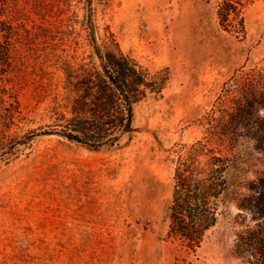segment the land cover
Returning a JSON list of instances; mask_svg holds the SVG:
<instances>
[{
	"label": "rangeland",
	"instance_id": "rangeland-1",
	"mask_svg": "<svg viewBox=\"0 0 264 264\" xmlns=\"http://www.w3.org/2000/svg\"><path fill=\"white\" fill-rule=\"evenodd\" d=\"M219 1L0 0V264H256L240 238L256 221L232 206L264 171L251 152L199 247L168 234L172 149L212 140L235 79L264 64V0H243V30L219 24ZM89 17L98 44L112 35L168 74L134 103V131L99 150L44 133L70 105L64 70L99 66Z\"/></svg>",
	"mask_w": 264,
	"mask_h": 264
},
{
	"label": "trees",
	"instance_id": "trees-1",
	"mask_svg": "<svg viewBox=\"0 0 264 264\" xmlns=\"http://www.w3.org/2000/svg\"><path fill=\"white\" fill-rule=\"evenodd\" d=\"M86 1L90 6L91 0ZM244 6L243 0H220L216 6L219 24L238 18L230 28L243 30ZM87 22L88 39L99 66L64 70V88L72 94L70 105L66 110L53 108L52 128L44 133L99 150L134 131V103L147 93H160L168 74L166 70L150 74L119 48L111 33L98 44L90 17ZM235 88L228 109L215 120L212 140L202 137L172 149L168 234L181 238L192 250L216 223L247 153L264 159V64L235 79ZM224 140L237 150L227 153L215 146ZM245 188L247 193L237 196L235 205L248 212L256 224L247 229L246 236L240 235L241 243L249 259L264 264V171L256 173Z\"/></svg>",
	"mask_w": 264,
	"mask_h": 264
},
{
	"label": "clouds",
	"instance_id": "clouds-1",
	"mask_svg": "<svg viewBox=\"0 0 264 264\" xmlns=\"http://www.w3.org/2000/svg\"><path fill=\"white\" fill-rule=\"evenodd\" d=\"M233 207H236L235 204L232 205ZM235 238H232L230 243L228 241H226V245L229 246L230 248L233 246V242H234ZM239 260L240 261V264H242L241 260L240 259H237V258H231L228 262V264H235V261Z\"/></svg>",
	"mask_w": 264,
	"mask_h": 264
}]
</instances>
